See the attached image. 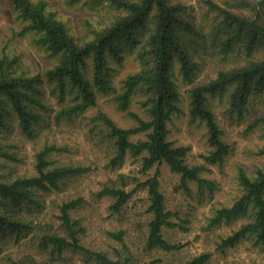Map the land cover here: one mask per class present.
<instances>
[{
  "label": "rangeland",
  "instance_id": "374dc122",
  "mask_svg": "<svg viewBox=\"0 0 264 264\" xmlns=\"http://www.w3.org/2000/svg\"><path fill=\"white\" fill-rule=\"evenodd\" d=\"M33 1H45L46 9L49 8L63 19L71 33L81 41L90 37L93 28L102 29L123 14L120 7L107 1ZM208 1L249 20L257 19L262 24L264 8L257 16L255 11L245 6L228 4L234 0H171L184 5L181 17L200 34H185L181 37V44L185 45L198 62L197 72L193 80H184L178 63H174L172 79L179 93L177 103L180 112H174L167 121V136L175 145L190 146L187 162L191 165H204L200 173L216 183L214 192H199L194 181L188 182L189 191L184 190L180 184V175L171 171L164 161L143 172L142 154L133 156L127 153L120 164L111 166L114 139L109 136L108 128L102 120L93 119L99 111L121 127L137 124L128 111L135 112L145 120L149 119L150 116L142 105V101L151 94L147 86L136 87L128 110H119L115 97L122 91V81L127 74L138 72L154 61L147 44L148 35L154 26V15L150 14L147 26L135 32V43L130 40L117 42L120 58L107 56L108 77L115 87L114 91H96L94 105L76 116L65 117L61 116V109L79 103L80 97L75 96L69 85L63 96L53 89L52 82L40 84L32 94L45 106L29 104V108L40 113L41 117L33 125V133L29 136L22 132L15 113L10 111L5 116V124L0 128V181L9 182L18 177L33 175L36 154L45 144L60 148L47 155L55 165H82L89 166L90 169L60 179L56 189L33 188L31 199L16 205L11 215L26 223L28 228L17 235L16 229L3 224L5 230L0 229V264H16L20 260L24 264H100L87 259L79 251L65 249L61 254H52L50 249L44 250L38 244L43 233L63 234L58 218L59 207L64 201L78 196L83 198V202L71 210V216L80 220V242L92 250L104 252L111 259H116V253H121L123 256L129 255V264H142L151 259H158L157 264H185L193 256L209 252L211 256L204 264H264V246L256 243L254 236L242 239L223 251L216 249L222 237L248 221L249 217L208 224L216 208L230 204L239 195L240 188L236 179L238 166L252 175L256 167L264 165V154L260 153L264 148V127L257 124L248 128L255 118L264 116V89L258 95L250 97L247 113L239 119L228 111L235 83L206 96V102L222 129V139L231 145L230 152L220 164L205 163L200 156L211 148L207 141L205 123L190 117V90L197 84L214 79L219 70H228L252 59L264 57V45L249 55L240 43L224 52L221 43L227 35L223 31L222 17L214 7L207 4ZM27 25L28 22L14 8L11 0H0V53H6L8 59L13 60L11 64L15 74L42 72L58 63V56L50 53L39 40V35L28 29ZM145 138L146 131L129 136L132 141ZM157 171L165 207L174 213L172 220L176 223L162 228L163 237L178 245L172 250L146 248L148 221L151 216L147 211L149 198L146 188L134 189L117 212L110 209L114 200L112 197L97 196V192L104 186L131 190L137 181H143ZM118 233H121L122 240L112 235Z\"/></svg>",
  "mask_w": 264,
  "mask_h": 264
},
{
  "label": "trees",
  "instance_id": "16d2710c",
  "mask_svg": "<svg viewBox=\"0 0 264 264\" xmlns=\"http://www.w3.org/2000/svg\"><path fill=\"white\" fill-rule=\"evenodd\" d=\"M94 2L107 1L116 4L123 11L113 23L102 29L93 28L90 37L81 41L69 30L63 19L46 9L45 1L11 0L14 8L25 21L28 29L39 35V40L50 53L58 56V63L52 68L42 72L15 74L12 61L6 53H0V128L4 126V118L11 112L15 113L18 125L27 136L32 135L33 125L40 120V113L29 104L37 107L45 105L32 93L38 90V86L44 82H52L53 89L60 95L65 94L66 86L73 89L75 96L80 97V102L61 109V116L72 117L83 112L87 107L95 104V92L108 93L115 90L108 77L107 56L114 59L120 58L119 44L121 41H137L135 32L147 25L150 14L154 15V26L148 35L147 44L150 47L154 61L147 64L140 71L129 73L122 81V91L115 97L119 110L125 111L130 107L131 96L136 87L145 85L151 91L142 105L149 114V119L139 117L135 112L128 111L137 124L132 127L118 126L104 112L99 111L93 119H100L112 137L114 156L110 159L111 166L120 164L127 153L133 156L142 154V171L145 172L161 161L169 166V169L178 173L181 177L180 184L184 190L189 191V181H194L199 192L207 190L212 194L216 188L213 180L201 175L204 165H191L187 162L190 152L189 145H175L168 139L167 121L174 112H180L177 101L179 93L172 79L174 76V63H178L179 72L184 80H193L197 72L198 62L190 51L181 44V37L185 34H200L188 21L181 17L184 5L173 3L171 0H93ZM218 12L224 24L223 31L227 35L221 43V49L228 52L234 45L240 43L244 51L249 55L258 47L264 45V24L257 19H248L221 7L213 2L207 3ZM233 6L247 7L258 12L264 8V0H234ZM232 6V5H231ZM235 83L230 95L228 111L239 119H242L248 110V102L251 96L258 95L264 89V57L252 59L246 64L233 67L228 70H219L214 79L197 84L190 90L189 114L191 119H198L205 123L207 128V141L210 150L200 156L205 163L220 164L230 152L231 145L222 139V129L219 127L215 113L206 102L209 93L222 91L225 87ZM9 110V111H8ZM257 124L264 127V116L255 118L248 128ZM139 131H146V138L132 141L129 136ZM59 147L45 144L36 154L35 173L30 176H22L12 181H0V229L4 231L3 224H7L21 234L28 225L11 215L12 210L20 202L31 199L33 188H58L60 179L85 172L89 166L82 165H55L48 159L51 151H58ZM264 154V148L260 150ZM9 156V155H8ZM11 156V155H10ZM236 179L240 193L233 201L216 208L209 218V225L230 222L239 218L249 217L237 229L222 237L216 245L221 251L250 236H254L255 242L264 246V165L256 167L252 175L238 166ZM146 188L149 198L147 211L150 213L148 232L146 236V248H160L163 250L176 249L178 245L170 243L162 235L163 226H173L174 213L166 209L164 195L160 191L158 171L143 181H137L131 190L123 187L104 186L98 192V197L109 196L114 200L110 209L120 211L123 204L130 198L134 189ZM83 198L64 201L59 207L60 225L63 234L43 233L40 235L39 246L42 249H50L52 254H61L65 249L79 251L100 264H129L128 254L116 253V259H111L104 252L92 250L80 242L82 227L80 220L71 216V210L82 204ZM122 240L121 233L112 234ZM18 238V237H17ZM211 253H199L185 264H204L210 258ZM158 259H151L142 264H157ZM16 264H24L22 260Z\"/></svg>",
  "mask_w": 264,
  "mask_h": 264
}]
</instances>
